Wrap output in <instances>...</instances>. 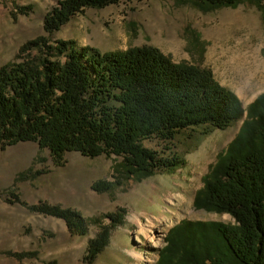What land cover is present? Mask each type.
Instances as JSON below:
<instances>
[{"label":"trees","instance_id":"1","mask_svg":"<svg viewBox=\"0 0 264 264\" xmlns=\"http://www.w3.org/2000/svg\"><path fill=\"white\" fill-rule=\"evenodd\" d=\"M120 1L59 0L44 16L45 34L22 45V60L0 67V150L34 142L49 150L58 167L72 151L90 158L114 155L122 158L119 174L131 179L182 165L170 147L180 131L203 125L224 130L242 120L194 201L196 208L227 213L234 222L182 221L168 232L157 264H264V92L244 106L209 68L176 63L156 47L101 51L74 40L51 41L75 15ZM191 1L205 12L250 2L264 22V0ZM150 139L169 153L146 147ZM112 185L98 180L92 188L107 192ZM28 207L62 219L73 235L86 234L97 221L45 200ZM114 216L107 215L113 225L120 223ZM114 226L89 240L85 262L96 260Z\"/></svg>","mask_w":264,"mask_h":264},{"label":"rangeland","instance_id":"2","mask_svg":"<svg viewBox=\"0 0 264 264\" xmlns=\"http://www.w3.org/2000/svg\"><path fill=\"white\" fill-rule=\"evenodd\" d=\"M58 1L0 0V67L22 60V45L45 34L44 16ZM51 39L74 40L78 47L101 51L156 47L176 63L209 68L244 106L264 91V22L250 2L205 12L191 0H121L75 15ZM241 124L182 130L170 145L184 159L182 165L131 179L119 174L122 158L114 155L90 158L72 151L65 155V166L58 167L49 150H38L34 142L0 150V166L5 158L18 161L8 170L0 168V264H88L89 240L114 225L92 264H157L168 232L182 221L233 223L229 214L198 209L194 201ZM145 145L160 155L169 153L158 139ZM98 180L113 182L112 188L94 190L92 183ZM44 200L97 221L86 234L73 235L62 219L29 209ZM116 214L121 222L113 225L107 215Z\"/></svg>","mask_w":264,"mask_h":264},{"label":"crops","instance_id":"3","mask_svg":"<svg viewBox=\"0 0 264 264\" xmlns=\"http://www.w3.org/2000/svg\"><path fill=\"white\" fill-rule=\"evenodd\" d=\"M27 143H29V142H22V143H18V144H16V145H13V146H8V148L9 147H15V146H18V147H20V148H23L24 147V145H22V144H27ZM19 144H21V145H19ZM37 146H38V144H37ZM8 148H6L5 150L6 151H8L9 149ZM38 150H40L39 149V147H38ZM38 156V155H37ZM37 156H35V157H37ZM19 157V156H18ZM18 161H16V159L14 158L13 160H9V159H7V158H5L4 160H3V162L1 163V166H0V168H1V170H8V169H10L13 165H15V163H17ZM11 166V167H10ZM40 202V201H39ZM39 202H35L34 201V203H31V204H29V205H34V204H37V203H39ZM57 203V202H56Z\"/></svg>","mask_w":264,"mask_h":264}]
</instances>
